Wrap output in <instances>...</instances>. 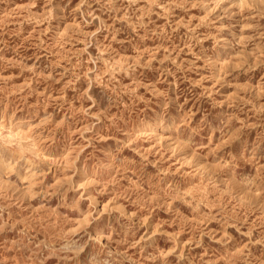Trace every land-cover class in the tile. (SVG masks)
<instances>
[{
    "label": "rangeland",
    "instance_id": "obj_1",
    "mask_svg": "<svg viewBox=\"0 0 264 264\" xmlns=\"http://www.w3.org/2000/svg\"><path fill=\"white\" fill-rule=\"evenodd\" d=\"M0 153V264H264V0H0Z\"/></svg>",
    "mask_w": 264,
    "mask_h": 264
},
{
    "label": "bare ground",
    "instance_id": "obj_2",
    "mask_svg": "<svg viewBox=\"0 0 264 264\" xmlns=\"http://www.w3.org/2000/svg\"><path fill=\"white\" fill-rule=\"evenodd\" d=\"M240 1V0H239ZM245 1V0H244ZM200 4V3H199ZM155 110V109H154ZM157 117V116H156ZM159 118V117H158ZM16 119V118H15ZM142 121V120H141ZM171 124V123H170ZM145 125V124H144ZM158 126V125H157ZM137 131V130H136ZM141 131V130H140ZM148 132V131H147ZM142 133V132H141ZM178 133V132H177ZM36 148H37V145H36ZM42 150V149H41ZM1 154V153H0ZM46 155V154H45ZM13 159V158H12ZM14 161V160H13ZM12 161V162H13ZM73 161V160H72ZM10 162V161H9ZM5 168V167H4ZM77 169V168H76ZM35 170V169H34ZM30 171V170H29ZM84 174V173H83ZM93 196V195H92ZM90 197V196H89ZM91 198V197H90ZM29 203H31V202H29ZM97 203V202H96ZM84 217V216H83ZM99 219V218H98ZM104 223V222H103ZM98 224V223H97ZM89 226V225H88ZM94 227V226H93ZM101 228V227H100ZM95 229V228H94ZM156 229V228H155ZM96 232V231H95ZM154 232V231H153ZM92 234V233H91ZM94 236V235H93ZM92 236V237H93ZM96 236V235H95ZM97 238H98V236H97ZM153 243V242H152ZM84 261V260H83ZM79 262V261H78ZM86 263V262H85Z\"/></svg>",
    "mask_w": 264,
    "mask_h": 264
}]
</instances>
